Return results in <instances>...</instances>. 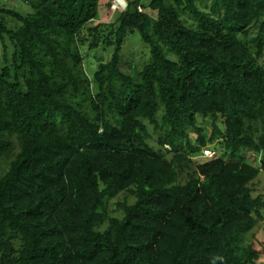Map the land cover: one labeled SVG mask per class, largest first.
<instances>
[{
  "label": "trees",
  "instance_id": "1",
  "mask_svg": "<svg viewBox=\"0 0 264 264\" xmlns=\"http://www.w3.org/2000/svg\"><path fill=\"white\" fill-rule=\"evenodd\" d=\"M125 1L99 24L111 0L0 2V264H259L264 0ZM136 33L149 59L124 72Z\"/></svg>",
  "mask_w": 264,
  "mask_h": 264
},
{
  "label": "rangeland",
  "instance_id": "2",
  "mask_svg": "<svg viewBox=\"0 0 264 264\" xmlns=\"http://www.w3.org/2000/svg\"><path fill=\"white\" fill-rule=\"evenodd\" d=\"M31 0H0V2L7 8L13 9L19 13H31L32 8L30 5ZM104 3L109 0H102ZM111 10L105 9L103 7L100 12V19L96 22V24L99 23H114L120 16V13L125 11L127 7V3L125 0H111ZM15 22L9 19V26L14 27ZM258 33V29H255L254 35L256 36ZM86 38L85 47L84 50L88 54V63L90 64V67L97 66L96 56H100L104 62H108L111 59L112 52L111 51H104L105 45L100 44L97 50H89V46L92 43V36L88 31H85L84 34ZM7 45V47H6ZM4 44L0 41V65H3L5 63V58L9 57L11 58V54L13 49L10 46V43ZM149 59L148 56V49L147 47L142 43L141 38L138 33L130 35L127 39L126 45L124 47L123 51V66L122 70L124 72H133L136 69H141L142 65L146 63ZM261 62L264 64V58L261 60ZM198 123L200 126L206 128L207 135L210 134V128H211V121L210 120H203L202 118L198 119ZM196 138L193 137V141H195ZM152 144L155 145L158 148V144L156 140L152 141ZM217 150L220 157L224 158V152L222 148L215 149ZM214 151V149L212 150ZM171 159V157H169ZM228 158V157H227ZM225 158V159H227ZM245 158L247 162L254 167L260 168L262 161H263V155H255L253 153L247 152L245 155ZM191 173L189 169L182 172L179 176V182L180 183H186L188 180V176ZM253 189V195L255 197L262 196L264 197V171H262L258 177L257 180L254 181L252 184ZM128 197L130 203L134 202L133 197L128 196L127 194H120L115 200L111 201L109 212L114 215L120 217L122 212L116 210V203L122 202ZM105 228V226L103 227ZM255 237H254V236ZM253 235L251 234L249 237V242L253 243L255 247L259 250H261L264 247V219L263 221L259 222L258 226L255 228ZM264 263V257L260 259L259 264Z\"/></svg>",
  "mask_w": 264,
  "mask_h": 264
},
{
  "label": "built area",
  "instance_id": "3",
  "mask_svg": "<svg viewBox=\"0 0 264 264\" xmlns=\"http://www.w3.org/2000/svg\"><path fill=\"white\" fill-rule=\"evenodd\" d=\"M204 156L207 158H212L215 156L214 151L210 150V149H206L204 150Z\"/></svg>",
  "mask_w": 264,
  "mask_h": 264
},
{
  "label": "water",
  "instance_id": "4",
  "mask_svg": "<svg viewBox=\"0 0 264 264\" xmlns=\"http://www.w3.org/2000/svg\"><path fill=\"white\" fill-rule=\"evenodd\" d=\"M169 60H170V61H174L173 58H171V57H169Z\"/></svg>",
  "mask_w": 264,
  "mask_h": 264
}]
</instances>
